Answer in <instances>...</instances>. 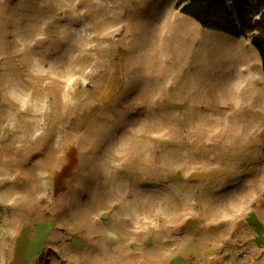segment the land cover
Listing matches in <instances>:
<instances>
[{"label": "rangeland", "instance_id": "rangeland-1", "mask_svg": "<svg viewBox=\"0 0 264 264\" xmlns=\"http://www.w3.org/2000/svg\"><path fill=\"white\" fill-rule=\"evenodd\" d=\"M176 2L0 0V264L42 225L34 264L95 219L122 232L113 264H167L202 224L214 247L224 214L264 224L260 56Z\"/></svg>", "mask_w": 264, "mask_h": 264}, {"label": "crops", "instance_id": "crops-1", "mask_svg": "<svg viewBox=\"0 0 264 264\" xmlns=\"http://www.w3.org/2000/svg\"><path fill=\"white\" fill-rule=\"evenodd\" d=\"M220 219V222L214 226L215 232L222 236L215 238L214 247L208 245L210 236L202 235L206 231L203 224L192 229H189L191 228L189 226L187 229L192 233L190 237L193 239L188 238L183 242L181 244L183 250L178 255H173L167 264H264V224H258L253 216L242 218L239 215L224 214ZM185 225L187 224L184 223ZM92 227L95 229L92 230L91 236L87 235V239L81 233L70 239H64L67 242L68 252L62 256V259L52 264H113L111 249L122 245V232L101 225L99 219L93 221ZM210 228L211 226L207 227V230ZM258 229L259 232L256 231ZM50 231L51 228L43 225L32 231L27 248L29 264H34L37 253L48 244ZM38 242L40 243L37 251ZM156 247L151 245L152 249H157ZM210 249L215 250L210 252ZM117 264H141V262L137 257L129 260L126 253L121 252Z\"/></svg>", "mask_w": 264, "mask_h": 264}, {"label": "trees", "instance_id": "trees-1", "mask_svg": "<svg viewBox=\"0 0 264 264\" xmlns=\"http://www.w3.org/2000/svg\"><path fill=\"white\" fill-rule=\"evenodd\" d=\"M176 8L203 28L249 38L264 75V0H177Z\"/></svg>", "mask_w": 264, "mask_h": 264}]
</instances>
